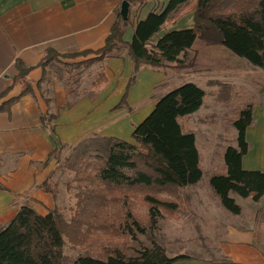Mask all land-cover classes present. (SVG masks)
Listing matches in <instances>:
<instances>
[{"label":"trees","instance_id":"obj_1","mask_svg":"<svg viewBox=\"0 0 264 264\" xmlns=\"http://www.w3.org/2000/svg\"><path fill=\"white\" fill-rule=\"evenodd\" d=\"M127 1L144 5L155 0ZM189 5L193 10L192 27L167 30L155 39L169 19ZM128 20L129 14L124 17L120 10L102 48L66 54L52 50L39 65L46 66L62 57L85 58L71 65L87 66L102 62L117 50L127 49L133 58L134 70L116 109L127 105L129 88L135 83L141 65H181L180 55L191 49L199 38L208 44L221 45L236 56L264 68V0H165L162 8L155 7L136 24L131 42L124 39ZM16 68L18 72L12 85L0 94V99L18 85L23 86L22 95L32 92L28 76L33 67H26L17 60ZM97 81H107L103 71ZM19 97L4 102L0 110L9 111ZM205 97L206 91L198 84L185 83L158 100L151 113L135 126L132 141L91 135L76 144L65 159V165L76 174L86 169L85 180L98 185L99 190L97 186L86 191L87 200L83 203L81 200L80 208L70 220L56 209L40 213L34 207L22 206L15 217L0 229V264H175L190 259L184 254L171 257L162 245L155 242L150 247L137 250L134 255L117 248L104 257L79 255L72 259L64 253L65 236L77 241L74 238L84 235L85 224L101 217L107 206L118 205L138 192L142 193V200L149 207L151 229L163 216V209L177 210L179 202L176 197L180 188L197 185L203 177L196 135L183 129L180 118L199 111ZM47 119L43 116L44 121ZM253 122L254 108L248 104L240 109L233 123L237 145L226 148L224 171L210 178L212 191L223 207L234 215L242 213V206L232 194L256 202L264 197V171L247 170L243 166V158L250 149L247 129ZM55 152L57 148L50 153L46 163ZM41 187L51 192L48 182ZM161 192L173 196L171 199L160 198ZM126 227L134 237L136 231H146L134 218Z\"/></svg>","mask_w":264,"mask_h":264},{"label":"crops","instance_id":"obj_2","mask_svg":"<svg viewBox=\"0 0 264 264\" xmlns=\"http://www.w3.org/2000/svg\"><path fill=\"white\" fill-rule=\"evenodd\" d=\"M123 1L0 0V94L12 85L18 72L17 60L26 67H33L28 79L34 85L31 93L22 95L23 86L18 85L0 99L1 106L20 96L9 111L0 110V226L8 224L28 201L37 206L39 201L45 204L51 199L50 194L39 186L52 170V160L46 161L58 145L75 146L89 137L90 129L97 132L94 135L99 133L126 139L113 132L101 134L95 129L105 119L110 122L108 128L120 127L113 113L134 70V61L127 49L117 50L102 62L95 63L100 67L97 78L85 92L87 94L80 90L73 94L66 87L60 88L56 79L53 84L50 79L52 69L58 65L65 66L68 73L69 65L85 58L61 57L46 66L39 65L52 50L66 54L102 48ZM164 4L165 0L149 1L144 5L130 4L125 41H132L140 20ZM182 23L178 20L170 28H163L155 39L167 30L184 28ZM187 24L188 27L193 25L191 10ZM149 67L152 68L148 64L141 65L135 83L129 88L127 105L121 109L128 107L134 112L143 111L137 107L145 105L144 97L149 96L154 88L152 83L150 89L147 88L143 79L150 73ZM102 71L107 81L99 83L97 80ZM155 104L144 108V112L149 115ZM43 116L48 119L44 121ZM232 195L237 201L238 195ZM215 198L216 202H195L194 215L198 218L199 234L203 233L208 242L199 244L198 249L203 253L199 252L200 258L194 259V264H263L264 229L260 235L258 226L264 220L261 211L264 197L258 202L251 200L248 213L242 207L240 215L226 210L219 198Z\"/></svg>","mask_w":264,"mask_h":264},{"label":"rangeland","instance_id":"obj_3","mask_svg":"<svg viewBox=\"0 0 264 264\" xmlns=\"http://www.w3.org/2000/svg\"><path fill=\"white\" fill-rule=\"evenodd\" d=\"M190 10L193 11L191 6H186L169 19L164 29L173 26L178 20L183 22L182 27L187 28ZM179 59L181 65L170 63L164 67H149L150 73L143 76V79L147 88L150 89L151 83L154 88L149 96L144 97L145 105L137 107L143 111L139 109V112H134L128 107L117 108L113 116L118 119L120 127L114 130L108 128L110 122L105 119L103 122L100 121V126L95 130L101 131V134L113 132L125 137V140L132 141L130 132L147 117L145 109L154 102L157 104L158 100L171 90L188 82L196 83L206 91L204 104L196 113L180 118V122L186 132H193L196 135L203 169L202 179L197 185L180 188L176 197L179 208L175 211L163 209L161 211L163 216L158 219L154 229L149 227V207L143 202L141 192L127 197L118 205L107 206L101 217H96L92 219V223L85 224L82 230L84 235L74 238L78 239V242L68 235L65 236L64 253L68 257L72 259L79 255L104 257L117 248L128 255H134L137 250L150 247L155 242L162 245L171 257L180 254L190 257L175 264H194V259L200 258L199 252L203 253L198 249L199 244L208 242L204 240L203 233L199 234L198 218L194 215L195 202L217 201L215 198L217 195L210 186V178L213 174L224 171L226 148L237 145V131L233 123L240 109L248 104L253 105L254 122L247 129L250 149L243 158V166L247 170L264 171V68L236 56L221 45L208 44L200 38L191 49L184 51ZM99 67L100 65L95 63L81 67L69 65L67 73L65 66L58 65L57 68L52 69L50 79L52 84L56 79V84L60 88L66 87L72 90L73 94L79 90L87 94L85 92L90 89L92 80L97 78ZM29 84L34 87L33 82L29 81ZM88 132V136L97 133H93L91 129ZM74 147L60 144L51 158L52 170H49L39 186L47 192L41 186L44 182H48L51 192L47 193L50 194L51 199L45 204L39 201L40 204L37 203V206L30 201L26 205L37 207L35 209L43 213L56 209L67 220L75 215L80 208L81 200L82 203L87 200L86 191L95 189L98 185L85 180L86 169L76 174L66 167L65 159L72 153ZM99 188L98 186L97 190ZM172 196L167 192L159 193L160 198L171 199ZM251 200L237 196V202L246 214L247 207L252 204L253 200ZM262 202L261 211L264 213V199ZM130 215L146 228L144 233L136 231L134 237L126 231V225L129 226L133 222ZM262 221L258 226L260 235L264 229ZM6 225L0 226V229ZM262 248L264 250V242Z\"/></svg>","mask_w":264,"mask_h":264},{"label":"water","instance_id":"obj_4","mask_svg":"<svg viewBox=\"0 0 264 264\" xmlns=\"http://www.w3.org/2000/svg\"><path fill=\"white\" fill-rule=\"evenodd\" d=\"M129 7H130V3L127 0H124L121 6V12L124 15V17H128Z\"/></svg>","mask_w":264,"mask_h":264},{"label":"bare ground","instance_id":"obj_5","mask_svg":"<svg viewBox=\"0 0 264 264\" xmlns=\"http://www.w3.org/2000/svg\"><path fill=\"white\" fill-rule=\"evenodd\" d=\"M261 151V150H260Z\"/></svg>","mask_w":264,"mask_h":264}]
</instances>
